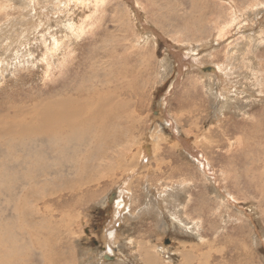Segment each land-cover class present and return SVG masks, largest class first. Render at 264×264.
Masks as SVG:
<instances>
[{
  "label": "rangeland",
  "instance_id": "obj_1",
  "mask_svg": "<svg viewBox=\"0 0 264 264\" xmlns=\"http://www.w3.org/2000/svg\"><path fill=\"white\" fill-rule=\"evenodd\" d=\"M263 16L264 0H0V114L77 83L98 92L115 87L114 101L137 120H125L122 136L97 162L115 167L122 157L120 168L99 171L98 182L79 194L81 204L64 205L68 190L49 196L54 214L45 213L41 228L59 242L50 254L34 250L32 264H264V195L257 188L264 187V149L258 139L250 144L261 153L258 162L235 143L250 117L264 121ZM210 65L227 67L230 88H241L230 90L229 103L215 95L224 85L218 74L201 72ZM9 159L0 156L6 242L20 231L5 184L20 172ZM254 173L261 174L256 185ZM122 194L124 208L116 204ZM114 221L116 258L104 249Z\"/></svg>",
  "mask_w": 264,
  "mask_h": 264
},
{
  "label": "bare ground",
  "instance_id": "obj_2",
  "mask_svg": "<svg viewBox=\"0 0 264 264\" xmlns=\"http://www.w3.org/2000/svg\"><path fill=\"white\" fill-rule=\"evenodd\" d=\"M201 10L204 11L203 7ZM238 31L240 30L238 29ZM191 57L192 59H195L194 55L190 56V58ZM181 62L184 63L185 61L182 60ZM226 69L227 67L225 66L210 65L201 67V72H206L207 76L210 77H212L213 73L214 75L218 74V79L224 83V85L220 84L221 90H217V94L215 95L219 99L229 103L232 99V94H234V92L230 90L232 88H234L237 92L242 90H240L241 88L239 89L236 84L230 88L229 82L227 81ZM115 74H117V79L115 78V82H112L113 86L114 83L118 82L120 79L119 73ZM91 87L94 86H91L90 84L89 89H84L82 85H78L76 83V85L67 92L62 93L61 90L57 89L55 93H49V95H51L47 96L43 102H35L30 106L22 105L17 106L16 108L12 107L0 114V148L4 155L11 158L9 159L11 162L8 166L16 169L14 171L20 172L19 175L17 174V177L14 174V177L11 178L10 181H5V184H7L12 190H9L8 192L10 195L8 200L16 210L17 219L15 220L18 221L17 228H20V231L15 229L18 239L10 237V242L4 241L6 236L4 238L0 237V264H32L31 255L34 250H41L42 253L49 254L50 252H53V248L56 247L59 241L55 235H52L53 237L51 238H47V233H45L41 228V226L47 222V219H43L45 213L48 212L52 215L54 214L53 211L50 210L46 205V202L49 201V196L53 198H55V196L56 198H63V191L68 190L71 192V195L69 196H71L72 199L64 205L69 208L70 206L68 204L73 201L77 204H81L80 200L83 196L79 194L84 193V191L88 190L92 185H95L98 182L97 176L99 175V171L105 169L106 174L113 175L122 165L121 163L119 165V162H122V157H120L121 160H116L115 167L110 165L104 168L101 164L98 165L97 162L113 148L116 142H118L117 140L123 134L124 124L128 123L125 122V120L131 121L132 123L136 122L137 120L131 112H126L125 107L128 108L127 105L121 106L122 104L119 102V100H116V102L114 101L115 99L113 96L115 94L113 89L116 90L115 87H106L102 92H98L97 90L95 91V88ZM212 88L215 89L214 85ZM119 91L121 92L122 90ZM213 92L215 93V90H213ZM245 92L249 93V90L247 89ZM211 95L213 96V94ZM255 108H253V110ZM117 114L118 116H116ZM123 116H125V118ZM263 116L264 109L262 110L259 118H263ZM253 117H255V115L250 117L251 123L243 125L242 127L246 131L245 138L241 137L239 134L240 137L238 139H234H236L235 143L237 147H243V150H241L243 155L246 152L247 154L245 156L251 157L255 155L256 158L254 159H257L259 162V154H261L259 149H264L262 146V144L264 145V121L263 119H260V123L256 122V119ZM171 124L172 127H174L175 124H173V122H171ZM130 126L134 127L132 124ZM126 129L127 128H125V131ZM124 137H126V135ZM257 139L260 140L262 144L259 149L257 147L252 149L250 144L253 142L254 145H257ZM88 141H91L92 143H88ZM247 145L249 148L246 149L245 146ZM185 147L190 156L194 155V158H197L199 161L201 160V156H196L193 154V150H190L186 143ZM249 151H252V153ZM146 153L147 151H145V154ZM3 154L0 153V156L4 157ZM19 157H21V159L17 161ZM1 163L5 162L2 161ZM32 164H35L37 168L32 166ZM253 165L255 166L256 163L253 162ZM95 169L97 171H95ZM3 170L5 169H1L0 175L5 174ZM72 173H74L72 178L71 176H68L70 178H66L67 174L69 175ZM260 175L261 174H258L256 176V173H254L253 176L256 177L254 179L255 184L253 182L251 183L256 185L257 177ZM262 186H257V188L258 190H261L262 195H264V187ZM59 187L62 189L57 190ZM48 190H50V192H48ZM53 192L56 195H53ZM118 198L120 201L117 199L118 202L116 204L122 206L123 203L126 202V196L122 194ZM62 202L63 201H60L58 204L61 205ZM122 207L124 208V205ZM174 215L177 221L185 223L180 219L179 216H177L176 213ZM64 216L69 217V214L63 211V213H61L63 220ZM31 217L33 219H40L41 221L31 223ZM122 218L120 217L119 219L121 220ZM116 223L118 222L114 221V223L107 226L109 227V231L107 233L109 238L106 239V245L108 244V246H106L104 249L105 252H107L106 255L110 256L116 254L114 242L116 241L115 239L117 237V233L115 231L119 225ZM3 228L4 226L2 229ZM1 232L2 231H0V233ZM11 236H13V234ZM145 253L147 254V252ZM49 254H45L44 256L47 258ZM221 254L223 253H217V255ZM106 258L111 257L106 256ZM149 260L150 258H148V261ZM206 260H208V258H206ZM223 261L224 260H222V262ZM42 262L48 264L50 263V259H42ZM222 262L217 264H222ZM231 262H233V260L226 263L224 261L223 264H230ZM51 264H53L52 261ZM146 264H154V262H146Z\"/></svg>",
  "mask_w": 264,
  "mask_h": 264
},
{
  "label": "flooded vegetation",
  "instance_id": "obj_3",
  "mask_svg": "<svg viewBox=\"0 0 264 264\" xmlns=\"http://www.w3.org/2000/svg\"><path fill=\"white\" fill-rule=\"evenodd\" d=\"M111 202H112V201H111ZM111 202H110V204L113 205V203H111ZM110 206H111V205H110ZM107 216H108V214H104L103 217L100 218V223H99L98 225H96V223L94 224L95 227H93V230L95 229V230H94L95 233H96V232H100V230H101V228L103 227V225H105ZM103 223H104V224H103ZM94 225H93V226H94ZM101 248H102V246H101ZM109 259L114 260L113 257H111V258H109Z\"/></svg>",
  "mask_w": 264,
  "mask_h": 264
},
{
  "label": "water",
  "instance_id": "obj_4",
  "mask_svg": "<svg viewBox=\"0 0 264 264\" xmlns=\"http://www.w3.org/2000/svg\"><path fill=\"white\" fill-rule=\"evenodd\" d=\"M111 201H113V196H112L111 199H110V202H111ZM111 203H112V202H111Z\"/></svg>",
  "mask_w": 264,
  "mask_h": 264
}]
</instances>
